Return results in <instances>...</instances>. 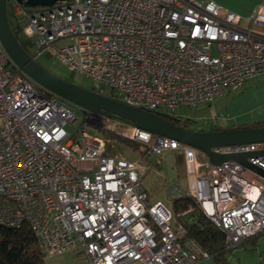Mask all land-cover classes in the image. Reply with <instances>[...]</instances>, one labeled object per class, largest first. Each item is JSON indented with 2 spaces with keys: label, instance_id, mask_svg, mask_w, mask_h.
I'll use <instances>...</instances> for the list:
<instances>
[{
  "label": "built area",
  "instance_id": "1",
  "mask_svg": "<svg viewBox=\"0 0 264 264\" xmlns=\"http://www.w3.org/2000/svg\"><path fill=\"white\" fill-rule=\"evenodd\" d=\"M7 9L35 60L53 54L88 81L86 88L162 115L211 104L264 73V4L247 15L216 0H7ZM48 91L0 41V222H27L45 257L69 250L88 264L212 257L185 237L182 219L192 207L177 215L152 200L142 183L148 168L109 153L106 138L76 127L74 109ZM87 111L83 124L110 119ZM122 122L157 163L165 151L182 154L188 195L224 231L228 248L264 233L263 175L233 159L215 164L196 147ZM213 150L264 151V140ZM248 160L264 169L263 153Z\"/></svg>",
  "mask_w": 264,
  "mask_h": 264
},
{
  "label": "rangeland",
  "instance_id": "2",
  "mask_svg": "<svg viewBox=\"0 0 264 264\" xmlns=\"http://www.w3.org/2000/svg\"><path fill=\"white\" fill-rule=\"evenodd\" d=\"M37 61L60 78L88 87V81L83 76L72 74L67 64L53 54L39 56ZM35 84L39 85L36 82ZM241 91H243L242 100L237 99V95ZM66 101L78 116L75 122L76 127L82 125L81 129L105 137L109 153L137 160L148 168L142 183L152 200H162L172 207V200L175 197L188 195V172L182 154L176 150L165 151L160 156V162L157 163L158 157L145 153L144 144L125 133L124 129L128 127V124L118 118L107 120L96 116H92L93 124H83L88 111L71 101ZM178 112L180 116L195 119L196 126L204 130H209L214 125L231 126L229 121L221 122L218 117H211L216 113L221 117H223V112L228 115L243 113L245 117L249 116L257 121H264V73L250 78L242 88L230 92L212 104L201 105L197 108L181 106ZM254 119L245 124L256 122ZM67 127L73 130L72 126L68 125ZM80 136L79 130L74 132L75 138ZM185 218H188V215ZM228 257L232 264H257L261 260L264 261V234L258 236L256 242L248 240L241 246L233 248L228 253ZM46 264H87V261L82 254L69 250L60 255L46 257Z\"/></svg>",
  "mask_w": 264,
  "mask_h": 264
},
{
  "label": "water",
  "instance_id": "3",
  "mask_svg": "<svg viewBox=\"0 0 264 264\" xmlns=\"http://www.w3.org/2000/svg\"><path fill=\"white\" fill-rule=\"evenodd\" d=\"M27 5H53L64 0H19ZM0 41L12 61L36 83L47 90L71 101L85 110L131 122L153 133L177 139L202 150L211 162L219 164L224 160H236L264 176V169L251 163L248 157L264 154V151L219 153L213 147L264 140V125L233 127L221 130H199L183 128L164 115L136 107L117 99L102 95L89 88L60 78L42 66L21 45L11 27L7 0H0ZM262 264V260L259 261Z\"/></svg>",
  "mask_w": 264,
  "mask_h": 264
},
{
  "label": "trees",
  "instance_id": "4",
  "mask_svg": "<svg viewBox=\"0 0 264 264\" xmlns=\"http://www.w3.org/2000/svg\"><path fill=\"white\" fill-rule=\"evenodd\" d=\"M13 30L21 45L27 50L28 42L21 36L20 30L16 27ZM48 94L51 95L53 93L48 91ZM164 116L183 128L204 130L196 126L197 121L193 118L172 115ZM261 125H264V121L226 127L214 125L209 130ZM191 207L192 210L185 215H188V218L184 216L182 219L186 231L185 237L193 238L202 248L207 250L214 258L216 264H232L228 253L233 248L226 246L224 231L201 211L194 197L182 195L172 200V208L177 215ZM262 234L264 233L245 240L239 246L248 240L256 242V238ZM0 264H46V257L41 249L39 238L27 222H23L18 226L0 222ZM262 264H264L263 260Z\"/></svg>",
  "mask_w": 264,
  "mask_h": 264
},
{
  "label": "crops",
  "instance_id": "5",
  "mask_svg": "<svg viewBox=\"0 0 264 264\" xmlns=\"http://www.w3.org/2000/svg\"><path fill=\"white\" fill-rule=\"evenodd\" d=\"M216 1L228 9L240 12L241 14H244V15L249 14L256 5L264 4V0H216ZM242 87H243V85L240 88H242ZM240 88H238V89H240ZM238 89H236V90H238ZM236 90H233V91H236ZM228 94H226L224 96H227ZM224 96L218 97L217 99H215V101L219 100L220 98H222ZM239 98H240V100L243 99V91H241V93H239L237 95V99H239ZM224 115H225V117H224ZM213 116L218 117V120L221 122H228V121L231 122V124H230L231 126H237L240 124H245L246 122H252L254 119V118H250L249 116H246V117H245V115L243 116V113H233V115H228L227 113L224 114V112H223L222 113L223 117H221L218 113L212 114L211 117H213ZM255 121H257V120H255ZM220 126H222V125H220ZM192 264H216V263H215V260L213 257H209V258H204V259L198 260Z\"/></svg>",
  "mask_w": 264,
  "mask_h": 264
},
{
  "label": "bare ground",
  "instance_id": "6",
  "mask_svg": "<svg viewBox=\"0 0 264 264\" xmlns=\"http://www.w3.org/2000/svg\"><path fill=\"white\" fill-rule=\"evenodd\" d=\"M250 193H252V195H256V190L252 189Z\"/></svg>",
  "mask_w": 264,
  "mask_h": 264
}]
</instances>
